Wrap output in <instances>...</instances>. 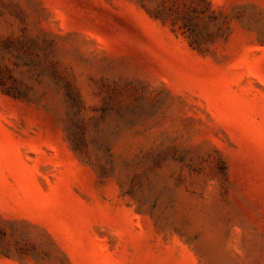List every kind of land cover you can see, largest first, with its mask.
Returning a JSON list of instances; mask_svg holds the SVG:
<instances>
[{
  "label": "rangeland",
  "instance_id": "374dc122",
  "mask_svg": "<svg viewBox=\"0 0 264 264\" xmlns=\"http://www.w3.org/2000/svg\"><path fill=\"white\" fill-rule=\"evenodd\" d=\"M0 264H264V0H0Z\"/></svg>",
  "mask_w": 264,
  "mask_h": 264
}]
</instances>
